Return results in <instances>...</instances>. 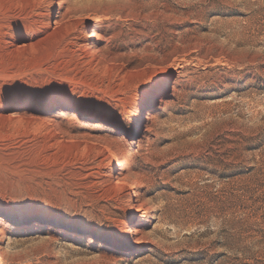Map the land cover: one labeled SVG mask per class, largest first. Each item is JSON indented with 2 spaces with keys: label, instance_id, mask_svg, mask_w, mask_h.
<instances>
[{
  "label": "rangeland",
  "instance_id": "obj_1",
  "mask_svg": "<svg viewBox=\"0 0 264 264\" xmlns=\"http://www.w3.org/2000/svg\"><path fill=\"white\" fill-rule=\"evenodd\" d=\"M53 1L0 0L2 264H264V0ZM134 132L142 245L83 140Z\"/></svg>",
  "mask_w": 264,
  "mask_h": 264
},
{
  "label": "bare ground",
  "instance_id": "obj_2",
  "mask_svg": "<svg viewBox=\"0 0 264 264\" xmlns=\"http://www.w3.org/2000/svg\"><path fill=\"white\" fill-rule=\"evenodd\" d=\"M63 2L64 0H58L57 5L60 6ZM50 4H51L50 5L51 8L54 7L53 0H50ZM68 10L63 14V17L68 16V12H69ZM86 19L94 22L93 33L87 36L83 33L81 37L83 39L82 46L85 49L86 54L91 55L92 57H95V58L97 57L98 58L101 57L103 59L112 58L110 55V52L108 51L106 43H105L106 42L105 33L102 31V29L98 25L99 19L96 16H91V15L90 16L88 15ZM55 24H60L59 20H56ZM163 83L164 82H162L159 85V87H164ZM159 89L161 88H157L155 90L150 91V94H148L149 101H151L154 97H156L157 93L161 92ZM149 105L150 106L145 105L140 109V114L143 112L145 113V119H148L147 117L150 113V108H147V107H151V104ZM140 114H138L135 120L133 121V124L134 126L136 125V128L139 127V124L141 121ZM18 115L19 114L14 113L12 114V117L15 118ZM83 140L85 143H88L93 148H95L94 150L99 149L101 151H110L111 148L115 146V149L111 151V153H109L110 155L107 156L105 159L108 161L107 172H108V176L113 180L112 185L114 186V188L123 192V198L125 202V211L127 213V218L125 220L120 221L119 229L120 231H123L125 233H131L134 236L135 241L141 244V242H143L145 239V235L143 232V227H144L143 221L148 216V210L145 208V206H143L141 202L139 203V198L135 190L137 181L136 179H134L133 174H132L134 170L133 165L135 164V160H136L135 151L138 146L137 132H134L126 136L119 145L118 144L115 145L114 144L115 141L111 139L104 138V137L95 138L91 135H87V136L84 135ZM136 216H137V219L135 218V220H132L133 217H136ZM21 219L22 217L10 218L7 221L21 223L23 222ZM4 222H5V217L3 215H0V224ZM147 222L149 221L147 220ZM45 223L48 225L52 224L51 221H45ZM74 232L76 231L74 230ZM115 234L116 233H114V235L111 237L112 239L110 241H106L105 238L103 237H100L97 240L99 243H110L115 238L116 236ZM3 235H4V232L0 231V241ZM89 240L91 241L92 239L89 238ZM0 264H2L1 255H0Z\"/></svg>",
  "mask_w": 264,
  "mask_h": 264
}]
</instances>
